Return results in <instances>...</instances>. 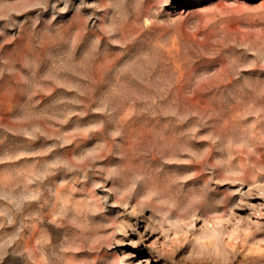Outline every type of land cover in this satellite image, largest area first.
Instances as JSON below:
<instances>
[{"label":"rangeland","instance_id":"374dc122","mask_svg":"<svg viewBox=\"0 0 264 264\" xmlns=\"http://www.w3.org/2000/svg\"><path fill=\"white\" fill-rule=\"evenodd\" d=\"M0 264H264V0H0Z\"/></svg>","mask_w":264,"mask_h":264}]
</instances>
